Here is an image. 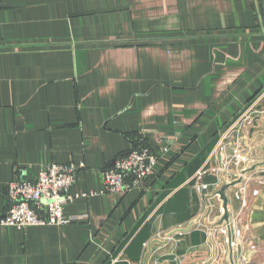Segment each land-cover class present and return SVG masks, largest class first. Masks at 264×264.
I'll use <instances>...</instances> for the list:
<instances>
[{
    "label": "crops",
    "instance_id": "0c3cea01",
    "mask_svg": "<svg viewBox=\"0 0 264 264\" xmlns=\"http://www.w3.org/2000/svg\"><path fill=\"white\" fill-rule=\"evenodd\" d=\"M140 130L168 156L100 193ZM263 147L264 0H0V217L8 181L47 163H81L72 193H97L68 204L69 224L0 226V264H231L228 231L234 264H264Z\"/></svg>",
    "mask_w": 264,
    "mask_h": 264
},
{
    "label": "built area",
    "instance_id": "2783aa9c",
    "mask_svg": "<svg viewBox=\"0 0 264 264\" xmlns=\"http://www.w3.org/2000/svg\"><path fill=\"white\" fill-rule=\"evenodd\" d=\"M250 108L243 111L241 115L228 127L225 134L219 136L215 150H222V145L218 146L220 140L224 136H228L238 125L245 122L250 123L252 120ZM170 141L165 140L158 149L150 148L144 131L132 139L130 146L121 154L103 168L101 173L103 190L100 193H125L139 186L146 178L155 174L162 159H165L170 152ZM232 155V163L236 166L240 165L248 158L242 155V149L236 142L234 144ZM241 155L243 157H241ZM81 163L74 161L69 163H47L38 170L37 178L29 180L22 177H15L8 181L6 185L7 198L11 203L10 209L0 217V226L8 225L17 228H24L39 225H65L71 223L70 217L64 215V210L68 204L72 203L80 196L86 197L96 192L90 193H72L77 175V168ZM204 168L198 169L193 179L198 183L204 175ZM198 187L204 189L206 184L200 183ZM257 189H253L252 194H256ZM211 205H205L202 214L209 212ZM224 223V222H223ZM196 226V225H195ZM185 227L178 229L177 235H181ZM177 231V230H176ZM213 227L209 230L210 240L212 237ZM238 234V232L236 233ZM229 236V257L231 264L232 259V235ZM254 247V245H252ZM173 254V261L180 262V256Z\"/></svg>",
    "mask_w": 264,
    "mask_h": 264
},
{
    "label": "water",
    "instance_id": "95a60500",
    "mask_svg": "<svg viewBox=\"0 0 264 264\" xmlns=\"http://www.w3.org/2000/svg\"><path fill=\"white\" fill-rule=\"evenodd\" d=\"M232 184L233 183L225 184V185L221 186V188L217 191L220 199L222 200V208H223V213L220 217L219 223L228 222V220H229V217H228L229 216V214H228V200H227L226 190Z\"/></svg>",
    "mask_w": 264,
    "mask_h": 264
},
{
    "label": "rangeland",
    "instance_id": "374dc122",
    "mask_svg": "<svg viewBox=\"0 0 264 264\" xmlns=\"http://www.w3.org/2000/svg\"><path fill=\"white\" fill-rule=\"evenodd\" d=\"M254 110H251V112H253ZM251 117L253 118L254 117V114L252 113V115H251ZM245 123H247V122H245ZM239 126V125H238ZM225 132H227V130L225 131ZM225 132L223 133V134H225ZM222 134V135H223ZM230 135L231 134H228V136L226 137V136H224L221 140H220V142H219V144H218V146H220V145H222V147L224 146V143H225V141L228 139V138H230ZM222 137V136H221ZM220 138V137H219ZM219 138H218V140H219ZM238 140H240V142L238 143L237 142V140L235 141V143L237 142L238 143V145H239V147H240V151H241V149H242V151H243V146H242V142H241V140H242V138H241V130H239V135L236 137ZM242 155H243V152H242ZM241 155V157H243Z\"/></svg>",
    "mask_w": 264,
    "mask_h": 264
},
{
    "label": "trees",
    "instance_id": "16d2710c",
    "mask_svg": "<svg viewBox=\"0 0 264 264\" xmlns=\"http://www.w3.org/2000/svg\"><path fill=\"white\" fill-rule=\"evenodd\" d=\"M135 136H130V143H132V139L134 138ZM150 177V176H149Z\"/></svg>",
    "mask_w": 264,
    "mask_h": 264
}]
</instances>
